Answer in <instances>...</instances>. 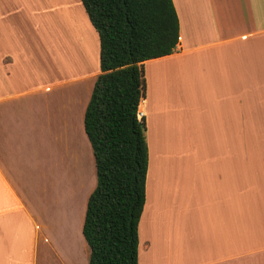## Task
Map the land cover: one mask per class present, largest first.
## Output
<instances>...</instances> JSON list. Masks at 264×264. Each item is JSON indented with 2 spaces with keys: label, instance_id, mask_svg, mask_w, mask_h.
<instances>
[{
  "label": "crops",
  "instance_id": "obj_1",
  "mask_svg": "<svg viewBox=\"0 0 264 264\" xmlns=\"http://www.w3.org/2000/svg\"><path fill=\"white\" fill-rule=\"evenodd\" d=\"M172 1L179 41L142 62L148 166L138 264H247L237 241L264 245V0ZM17 10L0 0V264H88L82 226L96 169L84 114L100 73L98 34L84 17L94 63L55 80L41 105L37 92L53 86L23 82L29 48L5 44ZM178 162L180 191L152 214ZM236 184L253 197H232ZM255 248L264 264V246Z\"/></svg>",
  "mask_w": 264,
  "mask_h": 264
},
{
  "label": "trees",
  "instance_id": "obj_2",
  "mask_svg": "<svg viewBox=\"0 0 264 264\" xmlns=\"http://www.w3.org/2000/svg\"><path fill=\"white\" fill-rule=\"evenodd\" d=\"M80 2L98 34L100 69L84 114L96 169L82 226L88 264H138L148 166L142 62L174 51L178 16L172 0Z\"/></svg>",
  "mask_w": 264,
  "mask_h": 264
},
{
  "label": "rangeland",
  "instance_id": "obj_3",
  "mask_svg": "<svg viewBox=\"0 0 264 264\" xmlns=\"http://www.w3.org/2000/svg\"><path fill=\"white\" fill-rule=\"evenodd\" d=\"M54 1L58 3L56 6H58L60 3L62 8L65 6H68V8L69 6H73L75 10H78L74 12L73 19L80 23V30H77L78 24L76 27L75 25L73 26L72 23H70V25L68 23L65 24L63 18L58 15L56 16L53 9H51L53 7L52 4H50V0H8L9 7H18V10L13 12L14 21L11 20L13 23L8 22L9 25L14 27V30H7L5 44L10 47L11 51H14L11 49V44L14 42L26 44L29 48V52L31 53L25 55L28 59V64H26V67L29 69V72H27L26 69H22L21 73L26 74L23 76V82L30 81L31 83H37L38 81V84L48 83L53 86V89L50 92L44 93L42 90L37 92L38 95L35 99V102L41 105H43L45 102L43 100L44 96H46V100L48 102V98H50L53 93L57 92L54 86V82H56L55 80L60 79L65 75L77 72L78 70H83L88 65L90 66L94 63L92 62V54H94V49H92L94 46V35H92L84 26V22H86L84 17H87L88 19V16L85 14V12H83L84 8L80 0H52V2ZM28 9H32V11ZM92 30L94 31L93 33H96L93 27ZM85 52L87 53V56H85ZM96 52L98 54L97 45ZM50 102L51 100L49 103ZM37 144L38 146H41V144L45 143L39 137ZM185 147L186 145H183L184 151L187 150ZM46 150V145L44 147H38V151L40 153H46ZM156 154L152 155V165L160 171L164 169V161H161L159 156ZM187 155L192 154L189 152ZM181 163L178 162L176 164V172L170 174L171 180L169 185L164 184L162 186V197H158L155 200L156 206L152 208V214H156L155 211L160 208L162 211L165 208L166 211H168V199L171 195L172 189L176 188V193H178V190L180 191V188L174 187L173 183L175 179L180 180V176H182V173L185 171L186 167ZM53 182L54 184H60L58 175L53 177ZM237 187L238 185L235 187V189H232V197L239 198L241 196L243 199H246V197H253V195H251L253 192L245 193L244 190H240ZM46 202V204L49 203V206L51 207V204L54 203L52 194L50 196L48 193ZM193 210L198 212L196 208ZM148 212L149 210L147 213ZM180 214L181 216H185L187 215V212L182 210ZM142 227L143 218L141 216L138 228V232H140L141 235L143 230ZM237 242L241 244V248L246 247L244 252L247 254V256L244 258H247V264H256L254 259L256 249L255 247L260 248L264 246L259 244L261 241L256 242L254 238H246V240ZM245 242L246 244L244 245Z\"/></svg>",
  "mask_w": 264,
  "mask_h": 264
},
{
  "label": "bare ground",
  "instance_id": "obj_4",
  "mask_svg": "<svg viewBox=\"0 0 264 264\" xmlns=\"http://www.w3.org/2000/svg\"><path fill=\"white\" fill-rule=\"evenodd\" d=\"M50 4H52L54 6V14L57 16H60L61 18H63V21L65 24H69L70 23H73V26L75 25V27L77 26V30H80V23H78L75 19H73V15H74V12L77 11L73 8V6H65L64 8H62L60 6V3L58 6H56V4H58L56 1H54L53 3H51L50 1ZM58 18V17H57ZM59 20V19H58ZM60 21V20H59ZM73 21V22H72ZM65 28V27H64Z\"/></svg>",
  "mask_w": 264,
  "mask_h": 264
}]
</instances>
